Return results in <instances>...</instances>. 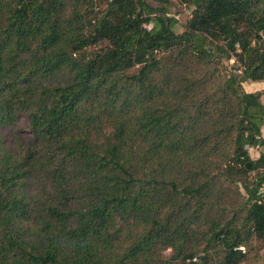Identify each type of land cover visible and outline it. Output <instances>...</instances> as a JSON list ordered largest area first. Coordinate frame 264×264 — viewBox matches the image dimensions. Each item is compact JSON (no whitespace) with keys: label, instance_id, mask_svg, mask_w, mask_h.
I'll use <instances>...</instances> for the list:
<instances>
[{"label":"trees","instance_id":"16d2710c","mask_svg":"<svg viewBox=\"0 0 264 264\" xmlns=\"http://www.w3.org/2000/svg\"><path fill=\"white\" fill-rule=\"evenodd\" d=\"M178 2L0 0V264L259 256L264 0Z\"/></svg>","mask_w":264,"mask_h":264},{"label":"rangeland","instance_id":"374dc122","mask_svg":"<svg viewBox=\"0 0 264 264\" xmlns=\"http://www.w3.org/2000/svg\"><path fill=\"white\" fill-rule=\"evenodd\" d=\"M151 2V0H148ZM171 7L169 12L178 15V19L176 20V24L174 26V31L179 32L181 30L180 25L189 17L190 7L182 6L176 0H171ZM249 85V84H247ZM17 123L11 127H1L0 128V140L4 142L6 147L12 146L15 138H19L22 141L26 142L30 139V133L27 127V119L24 114H20L17 117ZM264 150L263 148H249L248 152L250 157L254 158L258 155L260 151ZM168 254V251L165 252ZM258 257L254 258L252 264H264V244L261 246Z\"/></svg>","mask_w":264,"mask_h":264},{"label":"crops","instance_id":"0c3cea01","mask_svg":"<svg viewBox=\"0 0 264 264\" xmlns=\"http://www.w3.org/2000/svg\"><path fill=\"white\" fill-rule=\"evenodd\" d=\"M242 88L245 92L261 91L264 97V81H258V82L246 81L242 83Z\"/></svg>","mask_w":264,"mask_h":264},{"label":"built area","instance_id":"2783aa9c","mask_svg":"<svg viewBox=\"0 0 264 264\" xmlns=\"http://www.w3.org/2000/svg\"><path fill=\"white\" fill-rule=\"evenodd\" d=\"M177 2H178V0H176ZM180 5H182L183 7L185 6V4L184 3H180V2H178ZM165 16H167V17H173L174 19H178V15H176V14H174V13H171V12H166L165 13ZM144 28H146V29H149L150 28V26H151V24L150 23H146V24H143L142 25Z\"/></svg>","mask_w":264,"mask_h":264}]
</instances>
